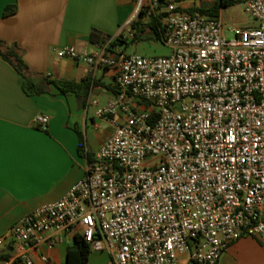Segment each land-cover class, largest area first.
Returning a JSON list of instances; mask_svg holds the SVG:
<instances>
[{"label":"built area","instance_id":"built-area-1","mask_svg":"<svg viewBox=\"0 0 264 264\" xmlns=\"http://www.w3.org/2000/svg\"><path fill=\"white\" fill-rule=\"evenodd\" d=\"M135 1L131 23L163 13L170 53L108 51L111 40L94 53L57 50L90 73L114 71L117 93L97 115L116 129L62 198L9 228L14 251L0 264H34L30 250L53 248L59 231L114 264H217L241 237L264 244V0H246L258 23L232 28L233 38L221 12L189 10L210 0ZM34 123L47 130L50 116Z\"/></svg>","mask_w":264,"mask_h":264},{"label":"crops","instance_id":"crops-1","mask_svg":"<svg viewBox=\"0 0 264 264\" xmlns=\"http://www.w3.org/2000/svg\"><path fill=\"white\" fill-rule=\"evenodd\" d=\"M11 5L16 11L5 15ZM135 8V0H0V39L17 42L32 70L90 80L85 96L73 91L62 94L53 85L48 92L28 95L21 74L0 55V255L13 254L9 228L35 209L62 198L83 178L88 160L116 129L114 122L97 115V109L117 93L114 71L99 68L90 73L86 63L60 57L57 50L75 46L80 52L99 51L100 46L90 41L93 28L127 37ZM40 113L50 116L47 130L34 123ZM122 119L119 116L117 121ZM56 234L61 239L53 248L42 245L30 250L34 264H67L74 234ZM43 254L48 255V263L42 260ZM87 264L114 262L106 249H92ZM180 264L196 263L182 259ZM217 264H264V244L254 237H241L228 246Z\"/></svg>","mask_w":264,"mask_h":264},{"label":"trees","instance_id":"trees-1","mask_svg":"<svg viewBox=\"0 0 264 264\" xmlns=\"http://www.w3.org/2000/svg\"><path fill=\"white\" fill-rule=\"evenodd\" d=\"M171 1L181 2L184 0H159L158 7H164ZM238 0H215L209 6H192L189 8L191 12H201L210 16H219L222 9L231 7L237 3ZM16 11V6L11 5L6 7L5 15H9ZM145 12L142 11L138 18L134 19L131 23L135 38H150L155 39L163 38L162 18L163 13L152 15L150 19L144 18ZM150 28V32L147 30ZM110 41L108 51H114L113 47L121 46L127 48L130 42L123 38L121 35L113 37L103 31L93 28L90 34V41L99 46H105ZM0 55L8 60L16 70L23 77V88L28 95L41 94L48 92L51 86H55L60 93L65 94L73 91L80 96H85L90 88V80L84 79L76 81L64 77H54L47 73L37 72L32 70L24 59V49L14 42L9 44L5 40L0 39ZM81 150L84 149L83 138L81 136ZM91 245L87 242L81 234H75L73 243L67 250V264H87L89 255L91 253ZM10 257L9 253L1 254L0 260H5ZM16 264H23L22 261H17Z\"/></svg>","mask_w":264,"mask_h":264},{"label":"rangeland","instance_id":"rangeland-1","mask_svg":"<svg viewBox=\"0 0 264 264\" xmlns=\"http://www.w3.org/2000/svg\"><path fill=\"white\" fill-rule=\"evenodd\" d=\"M213 2H215V0L199 1L197 4H200V6H209L213 4ZM221 15L224 23V32L228 38H233L235 36L234 32L231 31L232 28L255 26L258 23L257 20L246 11V0H238L235 5L222 9ZM132 30L133 28L131 25L127 32V37H124L130 42V45L124 48L125 51L140 53L147 56H161L170 53V47L164 43L162 39H155L154 37L134 39ZM147 32L151 33L150 28H148ZM88 125L90 132L92 130L91 119H89ZM104 125L105 124H103V126Z\"/></svg>","mask_w":264,"mask_h":264}]
</instances>
